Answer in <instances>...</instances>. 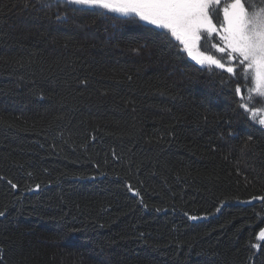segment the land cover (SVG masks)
Wrapping results in <instances>:
<instances>
[{"label":"trees","instance_id":"1","mask_svg":"<svg viewBox=\"0 0 264 264\" xmlns=\"http://www.w3.org/2000/svg\"><path fill=\"white\" fill-rule=\"evenodd\" d=\"M58 11L0 0L2 264H264V204L241 203L264 195V128L235 96L251 81L134 20Z\"/></svg>","mask_w":264,"mask_h":264},{"label":"snow or ice","instance_id":"2","mask_svg":"<svg viewBox=\"0 0 264 264\" xmlns=\"http://www.w3.org/2000/svg\"><path fill=\"white\" fill-rule=\"evenodd\" d=\"M38 3L47 9L58 10L63 7L72 13L98 11L100 14L112 13L134 20L145 26V31L151 36H170L179 45V52L186 53L188 59L200 68H206L210 73L217 69L226 72L229 77L238 79L242 76L246 82L250 80L247 95L237 85L235 96L239 98V108L250 113L248 119L264 128V106H255L264 101V0H38ZM67 11H58L56 20L67 22ZM218 13L223 15V22L219 25ZM213 33L220 44L212 42ZM205 34L211 48L220 54L219 57L202 50L200 41ZM177 58L182 59L179 55ZM80 83L86 86L88 81L82 80ZM257 97L260 99L257 100ZM252 140L253 136L248 135V141ZM3 179L0 176V180ZM8 184L13 191L18 190V185L13 181L8 180ZM40 188L41 185L36 184L29 191H38ZM128 190L132 196H140L131 184ZM255 201L264 204V195H254L241 203L252 204ZM220 210L216 208V212ZM5 215L4 211H0V217ZM185 215L192 221L207 218L188 213ZM255 239L257 242L249 246L259 252L264 247V228H260ZM2 262L3 256L0 255V264Z\"/></svg>","mask_w":264,"mask_h":264},{"label":"rangeland","instance_id":"3","mask_svg":"<svg viewBox=\"0 0 264 264\" xmlns=\"http://www.w3.org/2000/svg\"><path fill=\"white\" fill-rule=\"evenodd\" d=\"M109 14H111V15H115V14H112V13H109ZM218 17H219V19H220V21H221V23H222V22H223V15H222V13H221V16H218ZM213 36H215V33H213ZM213 36H212V42H215V43L220 44L221 42L219 41V39L215 36V38L217 39V40H216L215 38H213ZM200 45L203 46V49H202V50L208 52L209 54H214V55H216L217 57L220 56V54L217 53V52L215 51V49L211 48V43L209 42V39H208V37H207L206 34L204 35V38L200 41ZM186 55H187V54H186ZM225 59H226V58H225ZM193 62H194V61H193ZM194 63H195V62H194ZM256 99H259V97H257ZM257 107H258V106H257ZM249 115H250V113H249Z\"/></svg>","mask_w":264,"mask_h":264},{"label":"flooded vegetation","instance_id":"4","mask_svg":"<svg viewBox=\"0 0 264 264\" xmlns=\"http://www.w3.org/2000/svg\"><path fill=\"white\" fill-rule=\"evenodd\" d=\"M218 16H221V13H218Z\"/></svg>","mask_w":264,"mask_h":264}]
</instances>
